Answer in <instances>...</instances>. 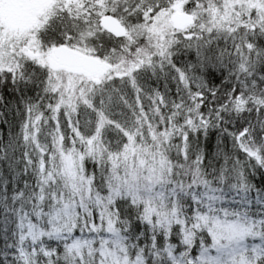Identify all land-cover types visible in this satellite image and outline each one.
Instances as JSON below:
<instances>
[{"label":"snow or ice","instance_id":"snow-or-ice-1","mask_svg":"<svg viewBox=\"0 0 264 264\" xmlns=\"http://www.w3.org/2000/svg\"><path fill=\"white\" fill-rule=\"evenodd\" d=\"M0 264H264V0H0Z\"/></svg>","mask_w":264,"mask_h":264}]
</instances>
